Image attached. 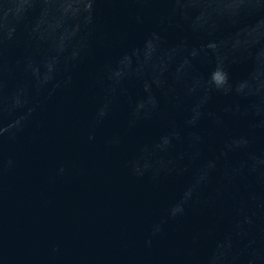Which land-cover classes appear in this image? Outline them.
Here are the masks:
<instances>
[{
    "label": "clouds",
    "instance_id": "9594fccd",
    "mask_svg": "<svg viewBox=\"0 0 264 264\" xmlns=\"http://www.w3.org/2000/svg\"><path fill=\"white\" fill-rule=\"evenodd\" d=\"M227 3L224 16L197 23L205 0H0V185L20 166L13 149L40 142L54 101L60 99L55 111L61 113L91 97L81 143L116 153L136 139L123 160L126 174L155 191L178 184V194L145 229L146 250L168 239V226L185 222L198 205L223 201L231 210L226 225L194 230L167 257L129 264H264V0ZM49 10L62 18L67 33L58 46L42 43L38 34ZM122 15L137 27H152L139 45L112 55L116 41L128 36L127 25L112 28ZM217 26H239L245 40L227 49L223 62L204 76L197 64L205 59L207 41L196 38ZM147 43L151 57L143 53ZM235 63L248 65L239 80L230 72ZM88 64L93 68L84 94L74 97ZM217 97L224 102L217 105ZM147 124L162 128L151 138H137ZM71 174L88 175L89 162L60 161L49 179ZM59 252L60 245H53L52 255ZM0 260L13 264L2 242Z\"/></svg>",
    "mask_w": 264,
    "mask_h": 264
},
{
    "label": "water",
    "instance_id": "95a60500",
    "mask_svg": "<svg viewBox=\"0 0 264 264\" xmlns=\"http://www.w3.org/2000/svg\"><path fill=\"white\" fill-rule=\"evenodd\" d=\"M207 7L196 18L198 23L208 16L220 17L229 12L227 0H205ZM71 9L69 4L65 11ZM102 17L109 10L101 7ZM127 25L128 36L116 41L110 54H118L124 47H134L144 40L152 24L137 27L123 15L112 25L117 30ZM38 34L44 44L58 46L66 38L62 18L49 10L39 21ZM175 38V34L170 35ZM245 37L239 26H217L210 35L197 37L196 42L205 45V59L197 64V70L207 76L214 66L223 62L227 49L239 47ZM208 45H211L209 47ZM145 57H151V43L143 45ZM105 53L98 54L102 60ZM93 65H85L77 78L72 95L80 98L85 91V79ZM248 71L245 63L230 67L233 80H239ZM217 97V105L224 102ZM54 101L49 113V126L35 145L22 143L16 146L20 166L0 185V242L13 264H129V261L159 260L182 246L183 238L194 230L209 225H226L230 219V207L223 201L214 205H198L188 219L181 224H170L169 238L156 243L149 252L144 248L145 229L151 219L159 216L164 205L178 194V184L170 182L159 191L153 190L147 181L130 178L123 168L125 156L136 145L133 139L125 152L107 153L100 144L86 147L81 143L84 120L91 110L93 99L84 98L76 110L57 113ZM124 113L119 119L123 120ZM162 128V124L142 126L137 138L148 139ZM219 136L214 137L218 143ZM74 157L89 162V174H71L63 179L50 181L60 161ZM128 242L130 246L125 249ZM60 245L56 256L53 245ZM0 264L4 261L0 260Z\"/></svg>",
    "mask_w": 264,
    "mask_h": 264
}]
</instances>
